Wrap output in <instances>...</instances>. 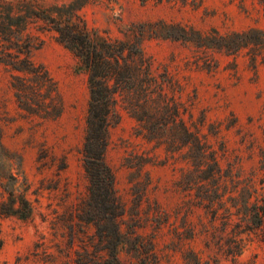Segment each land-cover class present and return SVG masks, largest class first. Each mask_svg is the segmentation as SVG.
<instances>
[{"label": "trees", "instance_id": "obj_1", "mask_svg": "<svg viewBox=\"0 0 264 264\" xmlns=\"http://www.w3.org/2000/svg\"><path fill=\"white\" fill-rule=\"evenodd\" d=\"M105 1L116 2L0 0V66L10 73L17 107L45 122L56 121L63 114L55 81L44 66L33 60L38 45L32 30L54 34L88 74L90 101L81 151L87 197L67 209L64 221L69 237L67 249H73L74 263L173 264L164 254L170 250L182 254V264H216L217 261H206L200 256L191 245L196 241L236 261L244 248V236L261 233L264 241V173L260 178L256 172L245 175L241 160L228 161L226 146L216 150L202 132L205 119L191 124L185 120L186 114L190 120L193 115L182 101V87L166 72L153 74L143 43L149 39L171 40L226 56L247 51L256 68L258 63L264 64V30L252 28L222 34L216 29L203 32L193 26L159 20L134 23L122 32V38L113 40L90 30L81 14L85 8ZM138 1L143 6L164 2ZM180 1L188 0H166ZM119 107L136 121L137 136L163 148L167 161L184 164L181 177L174 184L175 192L184 198L174 211L181 223H170V244L165 249H159L158 236L169 221L166 211L155 203L153 209L144 212L146 217L142 216L149 174L147 183L138 185L137 202L132 208H128L115 187V174L106 155L111 130L121 121ZM2 137L0 125V174L7 179L3 187L7 197L0 202V219L12 216L28 220L34 209L26 197L23 160L3 145ZM47 158L48 151L42 149L39 161L44 166ZM134 159L137 161L130 163L131 168L139 172L154 162V158L143 155ZM66 169V159L62 158L57 170ZM21 179L23 185L18 186ZM197 212L202 214L195 223L191 218ZM149 227L152 233L146 232ZM2 247L0 237V250Z\"/></svg>", "mask_w": 264, "mask_h": 264}, {"label": "rangeland", "instance_id": "obj_2", "mask_svg": "<svg viewBox=\"0 0 264 264\" xmlns=\"http://www.w3.org/2000/svg\"><path fill=\"white\" fill-rule=\"evenodd\" d=\"M81 14L90 30L113 40L122 38V32L134 23L159 20L193 26L203 32L216 29L222 34L252 28L264 30V0H188L186 3L164 0L160 5L151 2L144 6L138 0H116L89 6ZM32 35L38 45L33 60L44 66L55 81L63 114L48 122L27 115L17 107L10 73L0 66L2 142L22 157L26 197L34 209L28 220L12 216L0 219L3 240L0 264H75L73 249H67L69 237L64 221L67 209L87 197L88 181L81 151L90 101L88 74L79 60L56 41L54 34L32 30ZM143 51L152 62L155 76L166 72L182 87V101L193 115L190 120L186 114L185 120L191 124L205 119L202 132L208 135L213 147L219 150L224 144L228 161L240 159L245 175L256 172L258 178L262 177L264 64L258 63L253 68L247 51L226 56L171 40H146ZM118 109L121 121L111 130L106 155L115 174L117 193L132 208L137 202L138 185H145L149 174L142 216L146 217L144 212L153 209L155 203L166 211L169 221L158 236L159 249H165L170 244V223L176 220V226L181 223V217L176 219L174 211L184 198L175 192L174 184L181 177L184 164L167 161L165 150L137 136L136 121L121 107ZM42 149L48 151L46 166L39 161ZM136 155L152 157L154 162L139 172L130 165L136 163ZM62 158L66 159L67 169L58 172ZM6 183L7 179L0 174V202L7 197L3 188ZM21 185L22 179L18 186ZM201 214L197 212L191 218L193 222L197 223ZM146 232L152 233V228ZM244 239L242 254L236 261L215 249H206L201 241L191 245L204 260L217 261L216 264H264L261 233ZM164 254L171 263L182 264L181 253L165 250Z\"/></svg>", "mask_w": 264, "mask_h": 264}]
</instances>
